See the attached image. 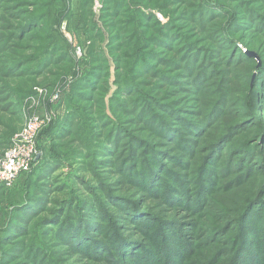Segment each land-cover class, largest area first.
Masks as SVG:
<instances>
[{
    "label": "rangeland",
    "instance_id": "374dc122",
    "mask_svg": "<svg viewBox=\"0 0 264 264\" xmlns=\"http://www.w3.org/2000/svg\"><path fill=\"white\" fill-rule=\"evenodd\" d=\"M0 264H264V0H0Z\"/></svg>",
    "mask_w": 264,
    "mask_h": 264
},
{
    "label": "built area",
    "instance_id": "2783aa9c",
    "mask_svg": "<svg viewBox=\"0 0 264 264\" xmlns=\"http://www.w3.org/2000/svg\"><path fill=\"white\" fill-rule=\"evenodd\" d=\"M38 123L37 116L29 117L14 147L12 146L5 154L0 172L1 179L5 183L11 184L19 172L28 168L27 160L31 150L30 147H25L26 145L32 146V137L37 130Z\"/></svg>",
    "mask_w": 264,
    "mask_h": 264
}]
</instances>
